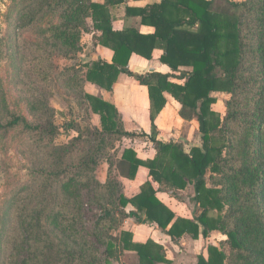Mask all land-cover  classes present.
<instances>
[{"label":"trees","instance_id":"1","mask_svg":"<svg viewBox=\"0 0 264 264\" xmlns=\"http://www.w3.org/2000/svg\"><path fill=\"white\" fill-rule=\"evenodd\" d=\"M109 2L98 5L89 0H55L63 22L47 31L55 45L73 54L85 32L84 20L91 18L100 33L99 44L113 56L110 64L102 60L82 64L84 81L110 92L118 76L124 74L146 88L151 123L147 143L153 144V155L143 160L133 148H126L110 166L116 177L126 180L135 179L140 168L147 169L148 179L134 196L120 195L116 205L111 199L116 186L109 181L99 185L110 199L96 223L99 241L105 247L102 260L96 248L71 240L81 206V182L73 173L97 165L101 146L91 160L72 168L74 172L61 184L66 201L50 222L65 240L59 264H113L125 252L135 253L137 264H170L164 249L152 240L134 242L132 234L124 231L112 236L119 218H132L171 240L208 238L213 232L222 235L219 246H207L206 257L198 255L197 264H264V0H224L227 9L223 11L214 9V0H162L143 9L127 10L140 17L143 25L154 28L152 35L133 29L114 31L106 10ZM156 49L163 52L160 62L168 72L136 74L128 70L131 55L150 60ZM253 59H257L259 72L251 71ZM47 71L39 65L28 73L40 83L46 80ZM164 93L177 102L182 120L198 125V143L189 150L179 143L157 139L155 120L165 107ZM213 94L229 96L224 117L212 110L216 102ZM82 97L90 112L99 116L100 136H114L116 140L134 137L125 131L113 104L88 93ZM45 110L51 112L50 108ZM18 127L31 134L36 147L46 141L52 143L59 135L50 117L34 124L15 115L6 123L0 120V130ZM189 187L191 201L200 210L193 219L176 217L157 198L160 191L175 194ZM49 189L42 186L37 190L35 204L47 198ZM20 203L13 205L16 217H25L23 208L28 200ZM128 206L132 210L127 212ZM2 251L0 248L1 256ZM0 259L1 264H12L10 258Z\"/></svg>","mask_w":264,"mask_h":264},{"label":"rangeland","instance_id":"2","mask_svg":"<svg viewBox=\"0 0 264 264\" xmlns=\"http://www.w3.org/2000/svg\"><path fill=\"white\" fill-rule=\"evenodd\" d=\"M58 9L55 0H0V120L6 123L11 115H15L34 124L50 117L59 128V135L53 142L46 141L40 147L32 144L31 134L22 127L0 130V248L3 250L0 258H10L12 264L62 262L61 249L65 240L57 233L56 226L50 224L52 214L66 201L61 184L74 172L73 167L91 160L99 146L103 151L97 165L80 171L76 169L73 173L81 182V206L71 240L96 248L98 258L102 260L105 247L99 241L96 223L110 199L107 191L100 189L99 185L109 181L116 186L117 191L111 199L117 205L120 195L130 196L126 190L135 183L116 177L110 166L126 148H133L144 158L143 151L150 155L154 147L147 143L146 135L140 131L133 133L131 139L116 140L114 136L99 135L102 130L99 116L90 112L82 97L89 92L87 86L84 87L81 69L84 57L80 53L85 47V39L79 38L77 52L70 54L68 48L55 45L52 33L47 31V28L63 22ZM214 9L226 10L227 4L224 0H214ZM251 63V71L259 72L257 59ZM39 65L48 69L46 80L40 83L28 73L30 68ZM73 70L77 71L76 75ZM228 99L226 94L218 95L212 110L224 117ZM193 126L175 124L178 132L167 133L163 136L164 142L177 140L189 150L198 143V129ZM79 135L80 138L76 139ZM42 186H50L47 198L35 204L34 195ZM192 196L191 187L175 193L173 199L176 200L170 203V207L180 215H192ZM161 198L166 199L165 196ZM27 200L23 208L26 216L16 217L13 205ZM19 205L23 206L22 203ZM129 210L125 208V211ZM123 220L119 218L117 228L110 233L112 236L118 237ZM209 238L217 246L224 240L217 232ZM130 259L123 254L119 262L113 264H128Z\"/></svg>","mask_w":264,"mask_h":264},{"label":"crops","instance_id":"3","mask_svg":"<svg viewBox=\"0 0 264 264\" xmlns=\"http://www.w3.org/2000/svg\"><path fill=\"white\" fill-rule=\"evenodd\" d=\"M109 1L110 2L107 5L106 10L110 16L111 26L114 31L133 29L141 35H152L154 33V28L148 25H143L141 23L140 17L134 14H129L127 10L143 9L151 4H158L162 0H123L120 3L115 2L119 0ZM89 2L98 5H104L106 0H89ZM84 27L85 32L82 35V40L85 39V47L83 48L82 53H80V55L84 57L82 64H90L97 60H102L103 62L110 64L113 53L111 50L99 44L100 33L95 30L91 18L85 19ZM162 54L163 52L161 50L156 49L153 51L150 60H146L136 54H133L130 57L127 68L129 71L136 74L168 72L166 66L162 65L160 62V57ZM181 70L189 71V68H181ZM86 86L89 90V92H87L88 94L101 97L103 100L113 104L116 107L125 131L129 133L140 131L146 135L145 138L147 141V138L151 132V123L148 116V96L145 87L138 85L134 80L126 77L124 74H120L118 76L110 92L102 90L88 82H85L84 87L86 88ZM93 91L96 92L94 93ZM218 95L223 94H213V97L216 98ZM164 97L166 99L165 107L158 114L155 120V125L159 131L157 137L158 140L164 142L163 136H165L167 133L178 132V127H174L175 124H178V126L192 124L194 125V129H198L196 121L189 122L182 120L179 117V105L169 94L164 93ZM172 142L177 143V140H172ZM151 151L152 153L150 155L147 153V151H143L144 155H147H145L144 158L139 155L138 157L143 160L151 158L153 155V149ZM120 179L130 184L135 183L134 186H130L126 190L129 192L130 196L124 194L125 197L130 198L138 193L139 187L148 179V171L145 168H140L135 179ZM162 196H165L166 199L163 200L161 198ZM174 196L175 194L172 192L160 191L157 193V198L165 206H167L176 217L193 219L195 215H199L200 210L194 204V209L191 210L192 215L190 213V215L187 216L178 214L172 207H170V203H173V201L176 200L173 199ZM127 208L132 210L130 206ZM134 222L135 220L132 218L124 219L120 231L131 233L134 242L145 243L148 240L154 241L164 249L166 259L171 264H197L198 255H203V257H206V248L208 245L217 246L210 241L211 238L209 237L202 238L199 236L197 240H193L188 236H184L177 240H171L167 235L161 233L158 230ZM212 234H214V232L210 235ZM124 254L131 258L130 263L128 264L138 263V257L135 253L125 252Z\"/></svg>","mask_w":264,"mask_h":264}]
</instances>
